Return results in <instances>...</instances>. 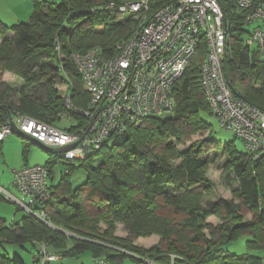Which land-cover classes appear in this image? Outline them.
Wrapping results in <instances>:
<instances>
[{"label": "trees", "instance_id": "16d2710c", "mask_svg": "<svg viewBox=\"0 0 264 264\" xmlns=\"http://www.w3.org/2000/svg\"><path fill=\"white\" fill-rule=\"evenodd\" d=\"M125 1L33 0L37 10L28 21L4 26L15 34L0 45V62L12 66L24 81L15 89L17 102L6 100L13 87L7 86L1 95L0 123L21 113L56 126L66 113L68 119H78V125L62 129L74 131L84 124V118L65 102L67 95L74 107H86L90 100L71 55L97 47L114 54L117 44L130 38L136 22L132 15L116 20L118 7ZM176 1L150 0V8L155 11ZM218 1L228 23L224 73L236 95L264 110L260 53L246 43L255 29L247 23L249 10L237 0ZM259 4L264 5L263 0H255ZM205 58L203 42L174 87L173 111L129 124L124 133L111 134L85 158L65 162L68 168L59 181L49 183L52 199L32 205L34 210L45 211V221L28 211L17 223L1 219L0 245L29 242L37 247L45 243L51 253L61 257H78L88 251L97 264L100 260L121 264L126 256L145 264L144 258L156 264H264V159L238 151L235 142L224 145L228 156L225 178L231 184L232 197L205 203L206 195L214 190L207 175L212 161L202 155L205 143L196 141L179 148L189 136L211 127L201 116L202 111L212 112L201 78ZM233 76H237L236 82ZM64 82L69 83L66 95L57 87ZM25 142L26 155L32 142ZM58 155L50 153L44 163L49 177ZM78 166L86 170L87 177L74 186L72 171ZM210 216L222 221L211 231L218 239L205 233L211 227L206 222ZM101 223L107 225L103 231ZM118 223L126 226L131 238L115 234ZM153 233L161 237L156 246L145 249L134 244V239ZM243 233L251 235L250 246L263 248V255L226 250L225 245ZM0 264L28 263L17 253H0Z\"/></svg>", "mask_w": 264, "mask_h": 264}, {"label": "built area", "instance_id": "2783aa9c", "mask_svg": "<svg viewBox=\"0 0 264 264\" xmlns=\"http://www.w3.org/2000/svg\"><path fill=\"white\" fill-rule=\"evenodd\" d=\"M237 1L249 10L247 23L264 22V5H255V0ZM118 12L122 16L132 15L136 22L130 38L119 42L114 54H106L97 47L71 55L90 100L86 107H74L67 95L65 102L85 123L71 131L16 113L14 121L19 129L50 147L77 143L72 149L59 153L64 161L85 158L93 148H100L111 134L124 133L129 124L173 111L176 106L174 87L198 56L204 42L206 58L201 78L213 114L222 127L243 139L255 158L264 159V110L236 95L223 70L228 23L219 1L178 0L153 11L150 0H127L119 5ZM249 35L246 43L251 46L250 38L256 43L264 69V30L257 27ZM62 116L68 118L66 113ZM11 133L10 120L0 123V140ZM49 183V170L45 165L25 166L15 169L13 177V185L25 198L4 187H0V191L7 200L45 221V211L34 210L32 205L52 199ZM58 258L45 243H38L29 264H49ZM147 262L156 264L151 260ZM99 264L109 263L100 260Z\"/></svg>", "mask_w": 264, "mask_h": 264}, {"label": "rangeland", "instance_id": "374dc122", "mask_svg": "<svg viewBox=\"0 0 264 264\" xmlns=\"http://www.w3.org/2000/svg\"><path fill=\"white\" fill-rule=\"evenodd\" d=\"M48 1L61 2V0H48ZM34 8L35 10H37L36 6ZM123 16L127 17V15H123ZM123 16L122 14L116 15V20L122 19ZM249 36L247 40L249 39ZM249 43L250 44L252 43L251 44L252 50L257 49L256 43H254L251 40V38L249 40ZM66 57L67 56H65V54L63 53L62 58L66 59ZM233 80L234 82H236L237 76H233ZM0 81L1 83L8 82L11 88L13 87L15 89H18L20 85L23 84L24 80L19 73H16L15 69L12 66L4 65L2 62H0ZM2 86L3 85H0V91ZM57 87L63 94L66 95V92L69 89V83L67 84L64 82L63 84H59ZM237 87L241 89L242 83L239 82ZM11 98L17 99L16 97H13V95ZM165 114H168V112ZM201 116L208 124H210L211 126L210 130L197 132L196 134L189 136L188 139H186L185 145L181 144L179 148L180 149L185 148L189 145L194 144L196 141L204 142L206 147L204 148L202 155L210 157L212 161L209 166L207 175L214 182V190L210 195H206L205 203H207L210 200H215L222 197L231 198L232 197V191L230 186L231 184L225 178L227 172H226V167H224L226 162L228 161V156L225 153L223 147L226 144L235 142L236 148L240 152L245 153L248 151V148L245 142L243 141V139H241L240 137H236L233 131L222 127L216 116L212 112H210V110L202 111ZM12 117L14 120L15 116L12 115ZM61 118L62 119L56 123V126L58 127L70 128L71 125L72 126L78 125V119L70 120L63 116H61ZM51 124L53 125V123ZM21 137L17 133L13 132L7 136V138L3 143L0 140V178L2 179V180L0 179V183H1L0 185L8 188L10 191L15 193L21 199H24L25 198L24 195L20 193L13 185L14 170L16 168H21L24 165V158L22 155V143L21 140L19 139ZM208 138L213 142L207 141ZM33 144L34 145L31 147L30 151L28 152L29 153L28 163L44 164L49 160L51 152H49L48 150L41 147L39 144L35 142H33ZM65 162L66 161L61 159L59 155L57 156V162L54 163L51 175L49 177L50 182L56 183L59 181L61 173L68 168ZM178 162L179 161H176L175 163ZM86 177H87L86 170L80 166L76 167L72 171V179L74 186L80 185L82 182L86 180ZM19 207L20 206L18 205V203L7 200L6 195L0 191V220L4 219L6 220L7 223H10L12 221L14 223H17L27 213L25 209H21V208L17 211ZM247 218L250 219L251 217L249 216ZM206 222L207 224H210L211 227H207L205 229V233L210 237L218 239V234L216 233L215 235H212L211 231H213V229H216L220 224H222L221 219L217 216H210ZM101 227L103 231L105 228H107V225L105 223H101ZM115 234L117 236L131 238V236L128 233V230L126 229V226L123 223L117 224ZM160 238H161L160 235H158L157 233H153L150 235H145L134 239V244L142 246L145 249L146 248L150 249L156 246L160 242ZM249 239H251V235L243 233L236 239L230 241L229 244H226L225 245L226 250H228V252L237 253V254L263 255V248L250 246L248 243ZM34 252H35V247L29 242L24 243L22 245L15 243H3V245H0V253L2 254L9 253L11 255L17 253L21 255L27 262L32 260ZM52 252L57 254L55 251ZM144 260L147 262L148 259L144 258ZM142 261L137 260L132 256H126L125 259L121 261V264H145ZM51 264H97V263L95 262L92 253L87 251L78 257L60 256V258H58L57 261H54Z\"/></svg>", "mask_w": 264, "mask_h": 264}, {"label": "crops", "instance_id": "0c3cea01", "mask_svg": "<svg viewBox=\"0 0 264 264\" xmlns=\"http://www.w3.org/2000/svg\"><path fill=\"white\" fill-rule=\"evenodd\" d=\"M263 3H264V0H263ZM34 7H35V4H34L33 0H0V45L2 44V42L5 38H12V37H14V34H15L14 31L10 30V29L5 31L4 26L11 27L12 25L17 24L21 21H28L31 18V16L33 15V13L35 12ZM257 27H260L261 29L264 30V22L263 21H255V22L251 23L249 26L250 29L257 28ZM249 47L252 48L251 46H249ZM0 85H3L1 88V91H0V100H1V97H2L1 94L6 91L7 86L8 87H10V86H9L8 82L7 83H1V81H0ZM12 95H13V97H16L17 99L11 98ZM8 96H9V98H8ZM18 96H19V94H17V91L15 90V88H13V90L12 89L9 90V93L7 95L6 100L7 101L14 100V102H17ZM15 115L16 114H14V116ZM8 120H9V118H8ZM5 139L1 140V142L3 143L5 141ZM19 139L21 140V143H22V155L24 158V165L21 168H23L25 166H32V165H44L41 163H35V164L34 163L33 164L28 163L29 153H27L26 155L24 154L25 145L27 144V142H25L24 137H21ZM28 141H30V140H28ZM33 145L34 144L32 142L31 145L28 146L29 151ZM21 168H16V169H21ZM0 187L3 188L4 186L0 185ZM4 188H6V187H4ZM6 189H8V188H6ZM13 194H15V193H13ZM244 234H248V233H244ZM135 241H137V240H135ZM57 260H53L49 264H51L52 262L57 261ZM31 261H29L27 263L29 264ZM95 262H96V260H95Z\"/></svg>", "mask_w": 264, "mask_h": 264}, {"label": "water", "instance_id": "95a60500", "mask_svg": "<svg viewBox=\"0 0 264 264\" xmlns=\"http://www.w3.org/2000/svg\"><path fill=\"white\" fill-rule=\"evenodd\" d=\"M9 118H10V121H11L13 132L17 133L20 136H23L24 138H26V139H28V140H30L32 142H35V143L39 144L41 147L45 148L46 150H48L51 153L59 154V153H62V152H66V151L72 149L74 146L77 145V143H72V144H69V145H66V146H61V147H50V146H47V145L39 142L35 137L31 136L30 134H27V133L23 132L22 130H20L19 127L17 126L16 122L13 120L12 115H10Z\"/></svg>", "mask_w": 264, "mask_h": 264}, {"label": "clouds", "instance_id": "9594fccd", "mask_svg": "<svg viewBox=\"0 0 264 264\" xmlns=\"http://www.w3.org/2000/svg\"><path fill=\"white\" fill-rule=\"evenodd\" d=\"M59 256V255H58ZM59 258H60V256H59Z\"/></svg>", "mask_w": 264, "mask_h": 264}]
</instances>
